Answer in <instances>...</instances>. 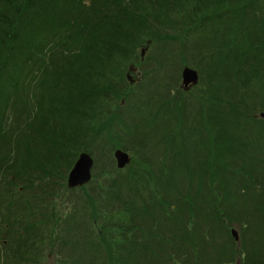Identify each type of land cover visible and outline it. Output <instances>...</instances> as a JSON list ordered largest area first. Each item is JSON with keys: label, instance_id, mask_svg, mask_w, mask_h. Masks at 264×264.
Instances as JSON below:
<instances>
[{"label": "trees", "instance_id": "trees-1", "mask_svg": "<svg viewBox=\"0 0 264 264\" xmlns=\"http://www.w3.org/2000/svg\"><path fill=\"white\" fill-rule=\"evenodd\" d=\"M88 1L89 4L87 0H0V81L4 77L6 79L2 92L5 97L0 108V181L3 185L0 187V201L7 195L8 205H11L9 171H12L11 167L17 160V150L12 147L4 149L7 138L3 134L7 130L20 128L21 133L22 127L34 129L44 137L50 148L60 144L62 159L70 160V156H76L79 150L74 135L76 131H85L99 122L105 127L111 122L105 113L111 100H105L102 110L98 101L102 102L111 95L117 108V100L123 95L111 79L100 78L110 56L126 59L128 63V58L144 38L163 41L164 36L159 37V28L167 29L166 24L173 23L179 24L184 34L202 31L197 34L198 40L209 38L213 46L217 42L211 38L214 34L211 27L219 25L218 40L222 43L205 66L210 74L200 107L193 110L194 106L187 100L174 104V99L166 100V103L172 104L171 108L162 105V111L168 112L169 118L172 116L170 122L173 120L181 128L178 140L183 147L177 145L176 150L183 148L182 151H185L184 143L194 141L190 135H202L203 131H207V150L195 147L192 150L196 151L195 154H191L190 150L182 153L174 159L175 165H165L159 171L164 175L163 170L174 169L184 175V179L180 177L174 180L173 175L159 179L149 169L155 178V190L160 188L166 191L163 196L157 193L161 197H157L149 185L142 183L147 185L144 191L141 186L143 194L138 186H129L127 191L132 192L131 198L121 197L115 190L117 184L111 188L113 191L110 190L109 195L98 193L86 198L91 205L95 200L98 203L102 200L104 206L138 207L123 211L119 209L117 212L124 214L123 220H128L129 232L133 229H137L135 233L143 232L144 244L147 245L148 240L150 250L154 244L157 264H175L172 256H169L171 253L166 251L167 245L174 240L169 232L186 216L189 220H203L205 217L209 219V225L213 220L220 225L224 221L229 226L240 225L241 250L235 249L236 244L227 232L232 248V253L227 256V248L222 244L205 241L207 237L213 239L216 236L213 225L205 230L206 235L201 237L203 242L198 243V248L202 250L206 245L211 248V254H206L207 264H223V261L233 264L236 257L241 255L246 257L241 264H264V209L262 224L250 236L249 230L245 234L242 226L254 224L255 214L251 215L248 210L244 214V209L235 208L237 202L248 209H256L258 204L264 208V200L259 199L262 194H256L257 189L262 193L264 191V143L258 144L264 138V125H258L253 114H250L256 107L264 111V0H161L164 4L174 3L175 17L182 16L180 21L170 16L167 20L163 18L164 7L152 8L159 1ZM200 48L208 55L201 44ZM258 70L260 81L253 85L250 79ZM113 86L116 90H113ZM254 89L258 94L254 93ZM151 95L149 92L148 97L151 98ZM109 109L115 116L116 109ZM91 111H95L94 115ZM8 114H11L10 117ZM154 117H138L140 122L137 123L143 127L161 126ZM7 118L9 126L6 124ZM189 124L190 130L187 128ZM132 126L131 130L127 125L129 134L124 133L131 136V143L136 134L133 123ZM37 128L42 129L43 133ZM250 129L256 130V139L247 135L246 131ZM114 135L103 132L102 143L93 144L91 140L85 146L90 150L93 146L102 150L117 138L122 139L120 134ZM185 136L188 138L184 139ZM255 144L257 146L253 148ZM198 157L204 158L203 161L192 162ZM173 191H176V195H173ZM191 192L193 196L189 197ZM168 196L176 197V214L169 213V209H153L174 206L172 200L167 201ZM115 210L110 209V213ZM228 219L233 224H229ZM0 221L6 222L4 215ZM144 223L148 224L144 226ZM139 237L143 240L142 234ZM98 239L104 240L103 233ZM141 250L130 249L127 264H145L136 260L142 254ZM160 250L164 252L165 259L160 257ZM192 253H197L195 246ZM184 260L188 264H198L192 262V258L190 261ZM184 260L176 264H186Z\"/></svg>", "mask_w": 264, "mask_h": 264}, {"label": "rangeland", "instance_id": "rangeland-1", "mask_svg": "<svg viewBox=\"0 0 264 264\" xmlns=\"http://www.w3.org/2000/svg\"><path fill=\"white\" fill-rule=\"evenodd\" d=\"M154 1H159V3L152 8H157L159 6L164 7L162 10L163 18L167 20L169 19L168 16H170L172 19L175 18V20L178 19V21H180L182 16L175 17L176 13L173 9L174 3L169 2L168 4H164L161 0ZM87 3L89 4L88 0ZM262 4L264 5V3ZM262 17L264 18V14ZM166 27L167 29L163 27L159 28V37L164 36L163 41H153L147 37L144 38L143 43H139L134 54L128 58V63L126 59H122L115 55L108 58L110 60H108L106 68L102 69L100 78L111 79L115 82L117 88L121 90L123 95L117 100V108L115 106V100H113L114 98L111 95L104 98L102 102L98 101V105H100L101 108L100 110H102V105L105 104V100H111L110 106L105 109V113L108 114L107 117L111 118V122L107 123L105 127L99 122V124L96 123L93 127H87L85 131H76L74 135L79 150L76 152V156L74 154L70 156V160L62 159L60 144L55 148H50L44 137L39 136V132L34 131V129L22 127L21 133H19L20 128L13 127L3 134L7 138L4 149L12 147L14 150H17L15 155L17 160H15L14 165L11 167L12 171H9L11 177L9 181L10 191L12 193L14 192L11 198L12 204L8 205V196L4 195V198L0 201V213L4 214L6 222H8V217L14 215L11 216L10 219H18L20 224L17 223L18 225L15 227L19 231L23 227H32L30 223L38 220L36 223L38 225H33L31 228V231L36 230L37 232L32 234V236H34L31 238L33 241L29 246L28 252L25 254L28 257L27 264H53L54 261L60 262V258H62L63 264H69L66 253H64L65 251H61L62 254L60 255V252L53 249L52 246L55 244L56 247L57 244H60V241H58L59 239L56 238V235H60V231L58 230L60 224H63L67 220L72 221L75 217V225L65 230L66 238L64 239L65 244L68 243V241L72 244V247L70 246L67 249V253L74 254L79 258V262H75V264H79L80 262L83 264H105L99 248L96 246L88 248V234H90L93 243L96 245L100 243L95 235V232L99 229L98 226L101 228L100 231L104 235L105 244L102 246V250L107 263L121 264L120 250L122 252L121 247L125 237V235L122 234V227L125 224H129L128 220H123L124 214L117 211L119 209L123 211L127 209V206L111 205L105 207L102 200H99V203L95 200L94 205H91L87 202L86 196L92 195L95 190L96 192L99 191L104 196L106 193L109 195L111 194L110 190L115 188L114 184H117L118 186L115 190L121 197H124V199L131 198L132 192L127 191L129 186H138L139 189H141L142 186L144 191L147 185L152 188L153 193L156 194L157 197H161L155 190V174L152 176L149 169L159 173L160 169H164L165 165H170L172 160L178 158L182 153L186 154V151L188 153L190 150L191 154H195L196 151H192L195 147L196 149L203 148L205 151L207 150V131H203L204 134L202 135L201 133L197 135L192 133L190 138L194 141H188L186 146L187 150L182 151L183 148L179 151L176 150L177 145L183 147L182 142L178 140L180 136L178 133L181 128L174 124L173 120L170 122L172 116L169 118L168 112L162 111V105L166 104L165 106L167 108H171L172 104L166 103V100L174 99V104L177 102L183 103L187 100L191 106H194L193 110L200 107L206 95L205 84L210 74L209 69L205 66L222 43V41L218 40L220 27L219 25L211 27L214 30V34H212L211 38H214V41L217 42V44L213 46H211L212 40L206 37H200V43L197 34L202 33V31L184 34L179 24H166ZM203 33L208 35L205 31ZM168 34L170 38H168ZM200 44L202 49L207 50L208 55L205 51L201 50ZM142 48L145 49L143 55H141ZM220 51H222V48ZM202 56L205 58L202 59ZM184 67L197 71L199 75L198 84L189 91H183L180 86L181 72ZM94 68H96V66ZM129 68L134 71L129 72ZM243 68L249 67L243 66ZM127 75L129 79L133 80L132 84H130V80L127 79ZM5 80L4 77L0 81V108L5 97L2 93L6 84ZM259 81L260 76L258 70L257 73L251 77L250 83L254 85ZM113 90H116L115 86H113ZM250 90H253V88ZM149 92L152 93L151 98L148 97ZM254 93L258 94L256 89H254ZM93 98L97 97L93 96ZM10 100L11 97L8 100V109H10ZM136 107H138L137 110L135 109ZM109 108L112 110L116 109L114 112L115 116H112V112ZM91 112L92 115H94L95 111ZM251 113L258 125H264V118L260 117V114L264 113V111L256 107L250 111V114ZM10 115L11 114H8L9 117ZM146 115L155 116L154 118L161 123V126L143 127L144 125L138 124V117L144 119ZM89 116L90 115H87V117ZM132 120L133 122H130ZM132 123L134 124V131H136V134L132 138L133 142L131 143L129 140L131 136L125 134H129L127 125H129L132 130ZM6 124L7 126L10 125L8 123V118ZM190 125L191 124L187 127L188 130H190ZM37 129L41 131L40 133H43L42 129ZM196 130L200 131L202 129ZM103 132L111 136H115L114 133H118L122 136V139L117 138V140L112 141L107 148H103L102 150L98 147L94 148V146L92 150H90L85 146L87 142L91 140L93 144L95 142L102 143ZM246 133L256 139V130L250 129L246 131ZM241 137H243V134H241ZM200 138L201 142H199ZM263 143L264 138L258 141L259 145ZM255 146L257 145L255 144L253 148H255ZM116 149L122 150L129 157V164L125 168L118 169L116 166V161L113 158V152ZM83 152L89 153L93 159V166L91 169L92 179L88 185L81 190L68 189V174L79 154ZM189 158H191V156ZM203 159L204 158L198 157L193 159L192 162H198L199 160L203 161ZM63 164L64 167H62ZM5 176L7 178L6 174ZM31 180L33 181L31 189L35 192V196L33 194L28 195L29 190H27L25 186ZM142 183H146L147 185H142ZM2 186L0 181V187ZM238 191L239 193L242 192L240 190ZM174 193L176 194V192ZM260 193L262 196L259 197V199L262 201L264 200V191L262 193L257 189L256 194L259 196ZM248 194L250 195L251 193L248 192ZM188 195L189 197L193 196V192ZM168 197L169 199L167 201L173 200L171 203H174L173 197ZM27 199L30 203H27ZM28 204L29 208H26ZM167 208L168 207H162L160 209ZM235 208L244 209L242 212L244 214L246 210H248L251 215L252 213L255 214L254 224L249 225L246 223L245 226H242L243 229H245V234L249 230V235H254L262 224L261 214L264 208H261V204H258L256 209H248L247 206L238 202L235 204ZM8 209H11V211L8 212ZM106 209L109 210L106 212ZM110 209L117 210H115L114 213H110ZM175 209H177L176 204H174L173 211L168 210V212L176 214L175 212L177 211ZM184 209V211L187 212V209ZM81 210H85L86 213ZM187 217L188 216L182 218L183 221L169 232L174 237V240H171L169 246L167 245L166 251L171 253L169 256H172L175 264L179 262V260L187 259L190 261L191 258L192 262H198V264L208 263L206 254H211V248L206 245L200 250L198 248V243L203 242L201 241V237L206 235V231L208 227L211 229V225H213L214 228L213 234H216V236H213V239L207 237L205 241L214 244L218 243V245L222 244V246L227 248L225 256H227L228 253H232V248H230L231 244L229 243L231 237H228L227 232L229 234L231 229L234 228L239 232L238 238L242 235V230L239 227L240 225L233 224L229 219L228 223L233 224L231 226L225 224V221L223 225H220L221 223L213 220L209 225V219L205 217L203 220H189ZM250 219L252 220V217H250ZM146 224L148 223H144V226ZM5 225L0 222V264H2V260L6 259L11 254L13 248L12 239L20 234V232H17L13 237H10L8 234L3 236L2 233L5 231L3 229ZM10 225L9 223L8 226L10 227ZM225 225H227V227ZM37 226L39 227L38 230L36 228ZM54 227L57 228L56 232ZM31 231H27L28 236L31 235ZM21 234L23 233L21 232ZM134 236L135 234H131V237ZM142 236L144 239V233H142ZM1 240L6 241L5 245H3ZM194 246L197 251L196 254L192 253ZM137 247V243L131 239V244H128L127 250L138 249ZM235 249L237 251L241 250L239 243H237ZM176 251L177 254L175 255L174 253ZM160 252V257L165 259L164 252L161 250ZM18 254H22L21 249L18 250ZM237 257H243L242 259L246 258L243 255ZM136 260L138 261L139 258ZM184 261L186 262V260ZM16 262L17 260L13 261L10 259L7 264H17ZM223 262V264H227L225 261ZM186 264L188 263L186 262ZM236 264H239V262H236Z\"/></svg>", "mask_w": 264, "mask_h": 264}, {"label": "water", "instance_id": "water-1", "mask_svg": "<svg viewBox=\"0 0 264 264\" xmlns=\"http://www.w3.org/2000/svg\"><path fill=\"white\" fill-rule=\"evenodd\" d=\"M145 49H141V55H143ZM182 88L188 90L190 87L194 86L198 82V74L195 70L188 67H184L181 73ZM114 158L118 168H123L129 163L128 155L122 150H116L114 152ZM93 161L90 154L83 152L79 155L77 161L75 162L73 168L69 172L67 178V185L69 188H75L88 183L91 179V167ZM232 236L235 240L238 239L236 231L232 230Z\"/></svg>", "mask_w": 264, "mask_h": 264}, {"label": "flooded vegetation", "instance_id": "flooded-vegetation-1", "mask_svg": "<svg viewBox=\"0 0 264 264\" xmlns=\"http://www.w3.org/2000/svg\"><path fill=\"white\" fill-rule=\"evenodd\" d=\"M33 225H38V224H33ZM58 225V224H57ZM67 223H63V224H60V227L61 228H59L58 226V230L60 231V235L62 236V237H59V240L58 241H60V244L58 245L57 244V246L55 247V245L54 246H52L53 247V249H56L58 252H60V255L62 254V252L61 251H65L64 253H66V258H67V260H68V262H69V264H75V262H79V258H77L76 257V255H74V254H70V253H67V249L70 247V246H68V245H65L64 244V239L66 238L65 237V230H66V228H67ZM71 225V224H70ZM72 227H74L73 225H71ZM37 229H39V227L37 226L36 227ZM54 229H55V227H54ZM62 229V230H61ZM57 231V228L55 229V232ZM47 233H49V232H47ZM59 235V236H60ZM2 241V240H1ZM3 242V245H5V243H6V241L5 240H3L2 241ZM18 262H19V264H27V259H20V260H18ZM82 262H80L79 264H81ZM53 264H63V260H62V258H60V262H53ZM83 264V263H82Z\"/></svg>", "mask_w": 264, "mask_h": 264}]
</instances>
